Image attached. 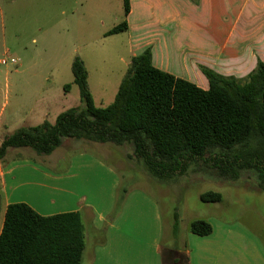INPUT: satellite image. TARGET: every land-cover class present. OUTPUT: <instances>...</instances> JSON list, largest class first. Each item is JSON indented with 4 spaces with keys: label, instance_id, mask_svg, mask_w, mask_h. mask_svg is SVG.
<instances>
[{
    "label": "rangeland",
    "instance_id": "1",
    "mask_svg": "<svg viewBox=\"0 0 264 264\" xmlns=\"http://www.w3.org/2000/svg\"><path fill=\"white\" fill-rule=\"evenodd\" d=\"M124 21L127 24L122 0H0V144L21 127L53 124L60 113L82 106L79 89L72 83L71 65L75 58L85 66L95 107L109 106L131 58L127 33H107ZM67 84L70 89L65 92ZM81 151L96 155L107 163L102 164L116 169L117 186L107 221L119 215L127 195L133 200L145 196L154 206L157 222L142 217L140 212L129 220L140 232L134 239L138 237L140 244H149L152 251L156 249L161 264H190L194 257L189 255L191 248L206 245L207 237L189 239L192 235L189 224L198 219L215 228V236L209 239L224 245L221 256L236 259L249 255L247 241H241L245 237L238 231L253 235L264 247V193L258 189L254 174H242L236 181H222L213 171L198 165L172 182H158L139 162L128 159L131 149L126 145L71 140H65L47 159L27 149L9 150L5 158L8 160L16 152L32 156L33 163L60 177L69 156ZM79 176L91 178L90 174ZM83 181L93 182L84 190L95 195L98 186L110 185L107 179ZM208 191L220 193L221 202H201L200 195ZM175 214L179 229L174 235ZM92 243L88 231L82 264L91 260Z\"/></svg>",
    "mask_w": 264,
    "mask_h": 264
},
{
    "label": "trees",
    "instance_id": "2",
    "mask_svg": "<svg viewBox=\"0 0 264 264\" xmlns=\"http://www.w3.org/2000/svg\"><path fill=\"white\" fill-rule=\"evenodd\" d=\"M125 16L129 0H122ZM127 30L126 22L107 35ZM207 79L203 90L155 68L151 52L132 57L113 102L95 107L87 86V71L75 58L72 83L82 106L60 113L55 122L21 127L0 144V163L9 150L29 149L49 156L65 140L128 146V159L139 162L158 182H172L193 166L204 165L218 180L236 181L242 174L257 177L264 193V62L243 78L223 76L199 66ZM68 92L70 85L64 86ZM123 200V197L121 196ZM203 203H220L218 192L200 195ZM179 229L174 215L172 233ZM189 232L204 237L212 232L203 219ZM84 227L79 212L41 216L24 203L9 204L0 232V264H82Z\"/></svg>",
    "mask_w": 264,
    "mask_h": 264
},
{
    "label": "crops",
    "instance_id": "3",
    "mask_svg": "<svg viewBox=\"0 0 264 264\" xmlns=\"http://www.w3.org/2000/svg\"><path fill=\"white\" fill-rule=\"evenodd\" d=\"M129 4L125 33L130 58L149 49L155 68L203 90L208 82L199 66L243 78L258 60L264 62V0H129ZM18 150L25 148L14 149ZM71 156L60 177L33 163L32 156L18 152L0 163V232L9 204L24 203L41 216L79 212L84 236L89 231L94 244L89 264H161L156 249L134 239L140 232L129 220L141 215L157 222L151 202L145 196L133 200L127 195L119 215L107 221L117 186L116 169L85 151ZM80 173L90 174L94 181L107 179L110 185L98 186L96 195L88 193L84 189L88 183L92 185V179L80 177ZM211 227L210 235L200 237H207L206 245L189 251L190 256L194 254L190 264H264L263 243L243 231L238 232L245 237L241 241H247L249 255L236 259L221 256L224 245L209 239L215 236Z\"/></svg>",
    "mask_w": 264,
    "mask_h": 264
}]
</instances>
